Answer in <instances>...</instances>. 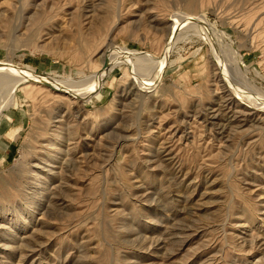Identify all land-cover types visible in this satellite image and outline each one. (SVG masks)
Instances as JSON below:
<instances>
[{"label": "rangeland", "instance_id": "obj_1", "mask_svg": "<svg viewBox=\"0 0 264 264\" xmlns=\"http://www.w3.org/2000/svg\"><path fill=\"white\" fill-rule=\"evenodd\" d=\"M0 264H264V0H0Z\"/></svg>", "mask_w": 264, "mask_h": 264}, {"label": "bare ground", "instance_id": "obj_2", "mask_svg": "<svg viewBox=\"0 0 264 264\" xmlns=\"http://www.w3.org/2000/svg\"><path fill=\"white\" fill-rule=\"evenodd\" d=\"M176 31V30H175ZM206 32V31H205ZM207 33V32H206ZM173 36H174V34H173ZM120 54H121V52L120 53H118V56H120ZM122 55V54H121ZM125 56V55H124ZM105 57H106V55H105ZM124 58V57H123ZM117 59H119V58H116V60ZM126 59V58H125ZM107 60V59H106ZM106 62V61H105ZM109 64V63H108ZM110 64H111V62H110ZM106 69V68H105ZM224 69V68H223ZM27 76V75H26ZM23 77V76H22ZM25 77V76H24ZM27 78H28V80H30V81H39V82H46V83H48L49 84V86L52 88V89H54V90H58V91H60V92H64V93H67V94H69L70 96H72V97H79L78 96V94L80 95V92L78 93L74 88L73 89H71V88H69V87H65V86H57V85H53L52 84V82L50 81H47L46 79H37L36 77H34V76H32V77H26V79H24L25 81L27 80ZM39 78H41V77H39ZM55 84V83H54ZM78 90V89H77ZM88 92V91H87ZM91 93V92H90ZM88 94V93H87ZM92 94V93H91ZM82 96V95H81Z\"/></svg>", "mask_w": 264, "mask_h": 264}, {"label": "water", "instance_id": "obj_3", "mask_svg": "<svg viewBox=\"0 0 264 264\" xmlns=\"http://www.w3.org/2000/svg\"><path fill=\"white\" fill-rule=\"evenodd\" d=\"M46 85L48 86L49 84H48V83H46Z\"/></svg>", "mask_w": 264, "mask_h": 264}]
</instances>
